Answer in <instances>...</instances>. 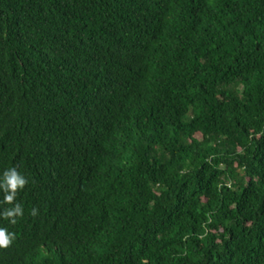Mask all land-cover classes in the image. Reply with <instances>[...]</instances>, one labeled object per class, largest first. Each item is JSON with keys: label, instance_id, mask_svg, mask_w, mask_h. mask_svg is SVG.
Masks as SVG:
<instances>
[{"label": "trees", "instance_id": "16d2710c", "mask_svg": "<svg viewBox=\"0 0 264 264\" xmlns=\"http://www.w3.org/2000/svg\"><path fill=\"white\" fill-rule=\"evenodd\" d=\"M12 167L0 264H264V0H0Z\"/></svg>", "mask_w": 264, "mask_h": 264}, {"label": "clouds", "instance_id": "9594fccd", "mask_svg": "<svg viewBox=\"0 0 264 264\" xmlns=\"http://www.w3.org/2000/svg\"><path fill=\"white\" fill-rule=\"evenodd\" d=\"M29 183L28 179L22 175L16 167L5 170L0 175V191L3 192V201L0 203L12 205V207L4 208L0 211V217L9 221L12 225L18 222V218L23 217L24 210L21 203H16L17 194L22 191ZM39 214V210L33 207L30 215L35 217ZM16 235L9 232L7 228L0 227V249H8L11 247Z\"/></svg>", "mask_w": 264, "mask_h": 264}]
</instances>
